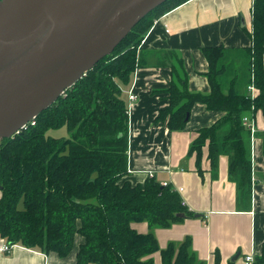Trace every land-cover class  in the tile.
Masks as SVG:
<instances>
[{
    "label": "trees",
    "instance_id": "obj_1",
    "mask_svg": "<svg viewBox=\"0 0 264 264\" xmlns=\"http://www.w3.org/2000/svg\"><path fill=\"white\" fill-rule=\"evenodd\" d=\"M187 1L168 0L149 13L112 54L68 88L34 123L2 140L0 236L7 242L67 256L81 235L77 264H154L156 251L161 252L163 264H205L193 249L191 236L171 241L165 248L159 245L156 228L195 215L171 183L164 185L155 176L145 183L122 182L129 172V111L122 97L123 84L144 63L140 44L154 20ZM251 10L250 47L204 48L211 92L191 91L182 58L167 52L176 60L165 89L170 104L157 118V122L168 119L171 130H180L196 102L224 111L221 119L198 131L190 154H197L202 171L201 156L208 143L213 177L218 176L219 157L228 155L229 178L240 192L249 194L254 183L252 132L243 119H255L260 110L264 116V0H253ZM252 83L258 90L254 98L248 89ZM64 125L68 136L47 135L49 129ZM261 137L264 150V131ZM143 221L149 224L146 233L132 226ZM214 264H220L218 251ZM253 264H264V249Z\"/></svg>",
    "mask_w": 264,
    "mask_h": 264
},
{
    "label": "crops",
    "instance_id": "obj_2",
    "mask_svg": "<svg viewBox=\"0 0 264 264\" xmlns=\"http://www.w3.org/2000/svg\"><path fill=\"white\" fill-rule=\"evenodd\" d=\"M253 0H188L160 14L144 36L140 51L143 65L134 69L130 81L123 84L122 97L128 107L129 149L128 174L133 184L145 183L154 172L161 183L169 182L179 190L190 210L202 215L187 217L169 227H158L155 234L161 248L171 241L181 242L191 236L193 249L205 264H214L216 252L220 264H246L245 257L261 255L264 249V150L261 133L264 116L258 111L256 132L250 137L253 161L252 192H240L229 178V156L219 157L218 176L213 177L209 144L203 147L201 169L197 154L190 147L199 130L221 119L225 112L209 109L196 102L184 129L171 130L168 119L157 118L170 104L169 93L176 61L167 52L182 58L188 76V88L194 92H211L207 73L209 62L205 47L223 45L242 50L252 45ZM165 60V64H159ZM164 90V91H163ZM130 94L137 97L130 98ZM2 192L0 191V198ZM139 232L149 231L147 221L133 222ZM83 237L74 249L61 256L15 244L10 253L3 251L7 240L0 236V264H77ZM241 255L236 261L233 256ZM154 264H163L160 251L153 255ZM92 264V263H90Z\"/></svg>",
    "mask_w": 264,
    "mask_h": 264
},
{
    "label": "water",
    "instance_id": "obj_3",
    "mask_svg": "<svg viewBox=\"0 0 264 264\" xmlns=\"http://www.w3.org/2000/svg\"><path fill=\"white\" fill-rule=\"evenodd\" d=\"M166 1L0 0V144L54 104Z\"/></svg>",
    "mask_w": 264,
    "mask_h": 264
},
{
    "label": "built area",
    "instance_id": "obj_4",
    "mask_svg": "<svg viewBox=\"0 0 264 264\" xmlns=\"http://www.w3.org/2000/svg\"><path fill=\"white\" fill-rule=\"evenodd\" d=\"M248 89H249V91H250V93H251V95H252V98H254L255 95H256V93L258 92V90L255 88V86L253 85V83H252L251 85H249V88H248ZM136 97H137V96H136L135 94H130V98H131V99H134V98H136ZM35 119H36V118H35ZM35 119H34V120H35ZM34 120H32L31 122L34 123ZM243 120H244V124H246V125L250 128L252 134H254V133L256 132V130H257L255 119H254V118H250V117H248V116H245ZM29 123H30V122H29ZM29 123H28V124H29ZM149 176H150V177H153V176H154V172H150ZM168 183H169V182H165V183H163V184H164V185H168ZM178 191H179V190H178ZM14 247H15V244H11V243L7 242V243L3 246L2 249H3L4 252L10 253V252L13 250ZM254 260H255V256H254V255H247V256L245 257V262H246V264H253Z\"/></svg>",
    "mask_w": 264,
    "mask_h": 264
},
{
    "label": "rangeland",
    "instance_id": "obj_5",
    "mask_svg": "<svg viewBox=\"0 0 264 264\" xmlns=\"http://www.w3.org/2000/svg\"><path fill=\"white\" fill-rule=\"evenodd\" d=\"M66 94H67V93H66V91H65V93H63L62 95H66ZM47 135H49V136H51V137H55V138L66 137V136L69 135V131H68L67 126L64 125V126H61V127H58V128H51V129H49L48 132H47ZM125 179H126V177H124V178L122 179V182H123ZM20 205L23 206L22 202H21ZM78 239H79V236L76 237V241H75V243H77ZM92 264H98V263H92Z\"/></svg>",
    "mask_w": 264,
    "mask_h": 264
}]
</instances>
